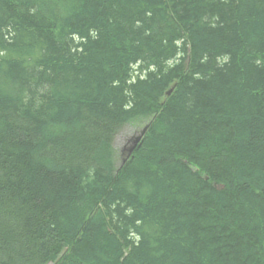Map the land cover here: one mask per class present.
Here are the masks:
<instances>
[{"label": "trees", "instance_id": "obj_1", "mask_svg": "<svg viewBox=\"0 0 264 264\" xmlns=\"http://www.w3.org/2000/svg\"><path fill=\"white\" fill-rule=\"evenodd\" d=\"M0 264H264V0H0Z\"/></svg>", "mask_w": 264, "mask_h": 264}, {"label": "water", "instance_id": "obj_2", "mask_svg": "<svg viewBox=\"0 0 264 264\" xmlns=\"http://www.w3.org/2000/svg\"><path fill=\"white\" fill-rule=\"evenodd\" d=\"M174 87L175 85L166 91L165 97H169L171 95ZM149 124L150 123H147L142 128L138 129L135 134L126 142L122 148L120 167H122L128 160L132 159L134 151L141 145L142 138L147 132Z\"/></svg>", "mask_w": 264, "mask_h": 264}, {"label": "rangeland", "instance_id": "obj_3", "mask_svg": "<svg viewBox=\"0 0 264 264\" xmlns=\"http://www.w3.org/2000/svg\"><path fill=\"white\" fill-rule=\"evenodd\" d=\"M134 135V129L131 127L124 128L114 140V149L122 150L126 142ZM122 152V151H121Z\"/></svg>", "mask_w": 264, "mask_h": 264}]
</instances>
